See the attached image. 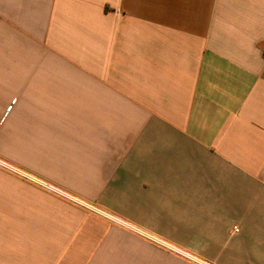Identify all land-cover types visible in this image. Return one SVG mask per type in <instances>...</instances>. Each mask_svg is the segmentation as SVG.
I'll return each instance as SVG.
<instances>
[{
    "label": "crops",
    "instance_id": "1",
    "mask_svg": "<svg viewBox=\"0 0 264 264\" xmlns=\"http://www.w3.org/2000/svg\"><path fill=\"white\" fill-rule=\"evenodd\" d=\"M0 160L101 212L0 167V264H264V0H0Z\"/></svg>",
    "mask_w": 264,
    "mask_h": 264
},
{
    "label": "built area",
    "instance_id": "2",
    "mask_svg": "<svg viewBox=\"0 0 264 264\" xmlns=\"http://www.w3.org/2000/svg\"><path fill=\"white\" fill-rule=\"evenodd\" d=\"M0 167L10 171L11 173H13V174H15V175H17V176L29 181V182H31L33 184L39 185L42 188H44L46 190H49V191H51L54 194H57V195L65 198V199H67L69 201H72L73 203L77 204L80 207H83V208L91 210V211H93V209H96V208L92 207L90 204H88L87 202H85V201H83V200H81L79 198H76V197H74V196H72V195H70V194H68L66 192H63L59 188H57V187L45 182L44 180H41L39 178L34 177V176L26 173L25 171L8 164L7 162H4V161L0 160ZM95 213H97V212H95ZM110 219H112L115 222H118V220H116L115 218L110 217ZM120 223L122 224V222H120ZM239 231H240L239 228H237V227L234 228V232H239ZM196 262H197V264H211V263H208V262H205V261H202V260L196 261Z\"/></svg>",
    "mask_w": 264,
    "mask_h": 264
},
{
    "label": "rangeland",
    "instance_id": "3",
    "mask_svg": "<svg viewBox=\"0 0 264 264\" xmlns=\"http://www.w3.org/2000/svg\"><path fill=\"white\" fill-rule=\"evenodd\" d=\"M52 194H54V193H52ZM54 195H57V194H54ZM57 196H59V195H57ZM83 208V207H82ZM85 209V208H84ZM85 210H88V209H85ZM88 211H91V210H88ZM93 211L94 212H97V213H99V211L98 210H96V209H93ZM93 211H91V212H93ZM188 227H197V225H195V226H180V229H183V230H188ZM156 244H159V245H161L162 247H164V248H167V249H170V250H173V251H175V252H177L178 254H180V257H183V258H188V259H191V260H194L195 262L196 261H200V260H202V261H205V260H203L202 258H200V257H196V256H194V258H190V257H188V255L186 254V250L184 249V248H182V247H180V246H172L169 242H160V241H158V242H156ZM197 263V262H196Z\"/></svg>",
    "mask_w": 264,
    "mask_h": 264
}]
</instances>
